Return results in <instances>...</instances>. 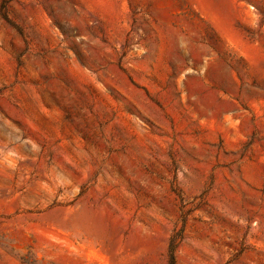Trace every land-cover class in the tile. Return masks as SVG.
<instances>
[{
    "label": "rangeland",
    "instance_id": "rangeland-1",
    "mask_svg": "<svg viewBox=\"0 0 264 264\" xmlns=\"http://www.w3.org/2000/svg\"><path fill=\"white\" fill-rule=\"evenodd\" d=\"M264 264V0H0V264Z\"/></svg>",
    "mask_w": 264,
    "mask_h": 264
},
{
    "label": "trees",
    "instance_id": "trees-1",
    "mask_svg": "<svg viewBox=\"0 0 264 264\" xmlns=\"http://www.w3.org/2000/svg\"><path fill=\"white\" fill-rule=\"evenodd\" d=\"M180 234L173 233L169 238L168 243V257H169V264H175V249L176 245L178 243V240L180 239Z\"/></svg>",
    "mask_w": 264,
    "mask_h": 264
}]
</instances>
